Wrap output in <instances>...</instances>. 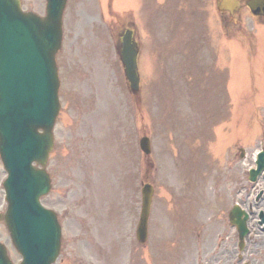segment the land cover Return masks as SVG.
I'll use <instances>...</instances> for the list:
<instances>
[{
	"label": "rangeland",
	"instance_id": "374dc122",
	"mask_svg": "<svg viewBox=\"0 0 264 264\" xmlns=\"http://www.w3.org/2000/svg\"><path fill=\"white\" fill-rule=\"evenodd\" d=\"M93 1L82 12L69 3L58 56L62 108L48 165L53 187L42 199L63 226L56 264H87L104 247L110 251L105 264H127L122 250L138 243L142 181L155 186L144 264L152 255L159 264H187L194 208L211 199L215 181L224 185L222 169L242 147L249 156L239 161L240 180L247 182L244 171L264 145V23L245 8L224 14L221 28L216 0H171L160 9L159 27L149 30L138 4ZM22 3L45 13L46 0ZM127 18L143 36L138 100L129 90L117 29L109 27ZM144 135L151 138L149 156L140 150ZM6 175L0 158L1 212ZM0 240L19 262L4 223Z\"/></svg>",
	"mask_w": 264,
	"mask_h": 264
},
{
	"label": "water",
	"instance_id": "95a60500",
	"mask_svg": "<svg viewBox=\"0 0 264 264\" xmlns=\"http://www.w3.org/2000/svg\"><path fill=\"white\" fill-rule=\"evenodd\" d=\"M66 1L47 0V15L41 17L23 12L20 0H0V154L9 173L4 182L9 204L0 219L5 220L24 257L20 264H53L60 250L61 229L56 214L39 200L50 190V177L33 162L45 166L53 146V126L59 110L55 54L61 46ZM255 2L263 14L264 1ZM219 7L233 12L239 3L222 0ZM124 62L136 89L137 58L130 36L125 38ZM142 147L150 152L147 138ZM263 164L264 153L259 160V165ZM152 196L153 188L147 185L138 231L142 240L147 236ZM0 264H13L2 244Z\"/></svg>",
	"mask_w": 264,
	"mask_h": 264
},
{
	"label": "flooded vegetation",
	"instance_id": "af4514ba",
	"mask_svg": "<svg viewBox=\"0 0 264 264\" xmlns=\"http://www.w3.org/2000/svg\"><path fill=\"white\" fill-rule=\"evenodd\" d=\"M73 2L75 6H83L86 0ZM236 156L232 157L231 165L222 169L221 176L228 184L227 196L220 197L217 204H202L200 207V227L196 230L198 249L194 251L193 246L189 249L187 264H193L195 254L198 259L196 264H264V174L258 177L256 183L246 186L243 197L239 196L240 167L234 158ZM236 205L250 214L248 244L243 251L239 249L238 230L231 221ZM101 252H105V247ZM101 259V255L94 254L90 264H96Z\"/></svg>",
	"mask_w": 264,
	"mask_h": 264
}]
</instances>
